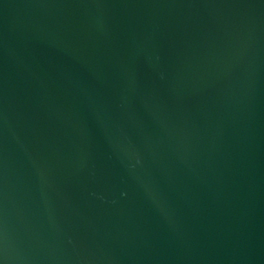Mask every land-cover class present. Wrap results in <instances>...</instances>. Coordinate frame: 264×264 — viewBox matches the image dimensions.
I'll return each mask as SVG.
<instances>
[{"label":"water","instance_id":"water-1","mask_svg":"<svg viewBox=\"0 0 264 264\" xmlns=\"http://www.w3.org/2000/svg\"><path fill=\"white\" fill-rule=\"evenodd\" d=\"M0 264H264V0H0Z\"/></svg>","mask_w":264,"mask_h":264}]
</instances>
